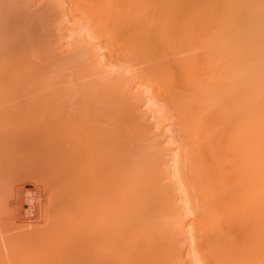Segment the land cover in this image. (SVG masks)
<instances>
[{
    "label": "bare ground",
    "instance_id": "1",
    "mask_svg": "<svg viewBox=\"0 0 264 264\" xmlns=\"http://www.w3.org/2000/svg\"><path fill=\"white\" fill-rule=\"evenodd\" d=\"M0 264H264V0H0Z\"/></svg>",
    "mask_w": 264,
    "mask_h": 264
},
{
    "label": "rangeland",
    "instance_id": "2",
    "mask_svg": "<svg viewBox=\"0 0 264 264\" xmlns=\"http://www.w3.org/2000/svg\"><path fill=\"white\" fill-rule=\"evenodd\" d=\"M27 183H29V182H27ZM18 185H19V184H18ZM18 185L16 186V189H15V190L17 191V193H16V191H15V193L13 194V196H14L13 198H15V199L13 200V198L11 197L12 194L10 195V197L12 198V200H9L10 197L8 198V200H9V201H8V205L11 206V207L13 208L12 210H14V212H13L14 214H15V212L18 214V212H19L18 209H17L16 204L21 203V206H23L22 208H19V207H21L20 204H19V206H18L19 210H20V209H25V210H26V209H28V207H29V204H30V203H29V199H30V198H33V201H34V200H36L37 202H38V201H40V202L42 201L41 195H39V194L41 193V191L39 192V190L41 189V188H40L41 186H35V185L32 184V183H29V184H26V185H25V184H23V185H19V187H18ZM30 185H31V186H30ZM32 185L34 186V188H33ZM23 186H24V187H23ZM30 187H31V188H30ZM35 187H38V188L35 189ZM18 188H19V189H18ZM21 188H22V189H21ZM23 188L26 189V190H27V189H30V190H31V189L33 188V190L35 189V190H37L39 193H38V194H35V193H36V192H34L35 190H34L33 192H31L32 190H31V191L29 190L30 192H28V191L24 192V189H23ZM39 188H40V189H39ZM18 190H19L21 193H19ZM22 190H23V191H22ZM32 193H33V194H32ZM16 194H17V195L22 194V196H23V195H24V196H23V198H22L21 195H20V196H17ZM26 194H27L28 196L30 195V197H28ZM31 194H32V195H31ZM18 197H19V198L21 197V200H24V201L19 200L20 202H17L18 199H19ZM26 197H27L28 199H27ZM16 198H17V199H16ZM35 198H36V199H35ZM37 198H38V200H37ZM26 199H27L28 201H27ZM40 199H41V200H40ZM16 200H17V201H16ZM16 202H17V203H16ZM23 202H25L28 206H27L26 204L24 205ZM37 202H33V203L36 204ZM10 203H11V204H10ZM12 203H14V204H12ZM15 203H16V204H15ZM22 203H23V204H22ZM14 205H15V208H16V209H14V207H13ZM9 206L7 207V211L9 210L8 208H10ZM12 210L10 209V212H11ZM16 210H17L18 212H17ZM23 211H24V210H20V212H19L20 214H18L19 216L16 215V214L14 215V216L17 217V218H18V217H22V219H21V218H20V219H19V218H18V219L16 218L17 220H15V218H14V219L12 218L13 215H11V217L9 216L12 212H11L10 214L7 212V215H6V216L8 217V218H6L7 222H9V221H11V222L15 221L14 223H16V224L20 223V224H18L20 227H19V228L16 227V229H13V230H14V231H13V230H12V227H9V226H8V224H9L10 226H12L13 224H11V222L8 223V224L6 223V224H7V225H6L7 227L5 226V233H4L5 236H11V235H13L12 233L15 234L16 232H17L16 234H20L21 231L24 232L25 230H26V232H29V231L32 230L33 228L35 229V228L37 227V226H36V225H37L36 223H38V219H39V216H40V215H39V214H38V215H34V212L36 213L35 210H31L32 213L30 212V210H26L27 215H26L25 211H24V212H23ZM29 212H30V215H29ZM24 213H25V215H24ZM31 215H32V216H31ZM24 216H25V217H24ZM28 216H29V217H28ZM33 216H34V217H33ZM36 216H38V217H37L38 219L35 218ZM9 217H10V218H9ZM30 217H31V218H30ZM32 217H33V218H32ZM34 218H35V220H34ZM191 218H192V216H191ZM30 219H31V220H34V221H31ZM16 221H18V222H16ZM19 221H20V222H19ZM36 221H37V222H36ZM25 222H26V223H25ZM29 222H31V225H33L32 227H31V225L29 226V224H27V223H29ZM33 222H34V223L36 222V223H35L36 225L33 224ZM40 222H41V218L39 219V223H40ZM22 223H23L24 225H26V224H27V225L23 228V227H21ZM39 223H38V224H39ZM16 224H14V225H16ZM24 225H22V226H24ZM16 226H17V225H16ZM27 226L30 227V228H28ZM13 227H15V226H13ZM27 228L30 229V230H27ZM21 229H22V230H21ZM16 230H17V231H16ZM15 231H16V232H15ZM19 232H20V233H19ZM10 234H11V235H10ZM16 234H15V235H16Z\"/></svg>",
    "mask_w": 264,
    "mask_h": 264
}]
</instances>
